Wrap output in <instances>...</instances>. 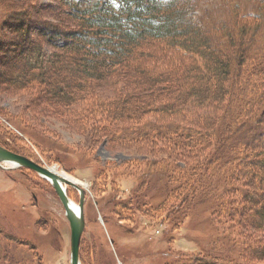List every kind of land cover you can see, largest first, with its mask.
I'll list each match as a JSON object with an SVG mask.
<instances>
[{
  "label": "rangeland",
  "instance_id": "obj_1",
  "mask_svg": "<svg viewBox=\"0 0 264 264\" xmlns=\"http://www.w3.org/2000/svg\"><path fill=\"white\" fill-rule=\"evenodd\" d=\"M193 3L203 14L208 29H242L245 24L253 35L255 45L252 48L254 51L262 50L264 12H259L258 8L264 0H192ZM240 10L247 12V20H239L238 23ZM17 17H21L22 23L30 24L29 35H33L35 43L41 42L47 65H51V70L43 73V67L32 61L35 63V67H31L32 79L23 85L11 80L12 75V78L16 75L18 80L19 74H22L15 68V60L18 66L26 63L19 56L18 59L13 57L15 51L12 45L18 41L20 29L19 24L14 25ZM82 19L86 18L72 15L71 8L63 0H0V142L82 180L80 186L85 187L87 197L84 205L85 229L80 246L81 264H166V261L174 259L169 256L171 251H201L200 245L205 242L202 240L209 230L221 231L223 225H227L223 220L216 219L210 205L199 204L198 198L202 196L196 199L193 196L191 213L187 218L183 215L180 218V212L168 217L173 203L165 194L163 198L154 192L152 194L153 202L160 203L157 216L152 215L154 219L136 213L132 215L131 212V216H127L128 212L118 217L116 210H108L99 200L115 193L134 206L137 204L134 196L142 199L146 195V198L155 188L161 186L162 190L165 189L163 184L170 181L176 182L175 188L170 186V190H179V197L173 196V201L181 200L187 191L178 186L185 178L183 170L187 164L182 161L181 168L179 165L172 166L170 180L158 183H154L152 177L148 181L150 176L145 172L146 164L151 157H157L162 165L169 159L175 161L181 158L187 161V169H191L204 156L198 148L199 141L191 147L180 144V134L184 131L179 125L202 131L207 127V119H212L214 109L219 114L217 117L228 114L230 108L237 115H244L245 108L240 109L234 104L218 107L216 102L214 106L211 103L204 106L201 100L199 103L198 96L193 95L199 90L195 86L211 87L214 79L209 72L213 66L211 62L216 61L212 59L214 54H219L222 59L228 58L240 46L230 43V40L226 45L220 41L209 43L210 57L206 59L209 65L188 70L192 54L188 57L167 39L144 36L138 44L128 46L129 53L125 54L121 63L115 62L107 67L98 63L89 70L86 69V62L92 57L87 51H75L68 45L56 47L52 40L46 41L47 37L41 35L38 29L40 25L67 30L84 29L86 24ZM233 34L238 36L236 30ZM242 39L245 40L246 36ZM39 44L34 45L35 51L39 50ZM51 54H60L62 58L51 63ZM37 56L41 57V53ZM201 62L204 64L205 59ZM66 76H70L68 82L64 81ZM189 86L196 90H191L193 93L190 96ZM69 88L74 94L78 92L82 95L75 101H68L61 93L65 89L69 94ZM160 104L168 105L170 109H153ZM180 104H184L181 109ZM172 105L178 106V111H172ZM165 123L171 127L158 128L161 124L166 126ZM188 131L193 132L191 137L196 136L193 130ZM168 139L170 142L167 143ZM252 147L256 151L264 150V125H261L260 134L249 138L248 147L240 151L241 155L246 153L249 170L255 175L261 161L258 162L256 157L258 152H247ZM215 154L218 152L215 151ZM227 162L221 165L220 171L215 164L210 168L202 164L197 170L202 176L197 175L195 183L202 189L204 184H208L205 189L209 193L214 191L218 183H222L220 175ZM8 166L12 167L10 163ZM140 176L149 182L142 189L145 194L131 191ZM225 186L219 187L225 189ZM68 191L78 204L79 189L68 183ZM119 211L123 212L122 209ZM244 212H252L251 207L248 206ZM132 216H135L134 219L129 218ZM126 223L135 229L134 233L125 232L122 224ZM175 224L180 225L179 228L171 229L170 226ZM0 264H71V228L64 205L47 178L22 166L0 167Z\"/></svg>",
  "mask_w": 264,
  "mask_h": 264
},
{
  "label": "trees",
  "instance_id": "obj_2",
  "mask_svg": "<svg viewBox=\"0 0 264 264\" xmlns=\"http://www.w3.org/2000/svg\"><path fill=\"white\" fill-rule=\"evenodd\" d=\"M63 1L71 8L72 15L79 14L86 18L82 19L84 24H86L84 29H57L52 26L46 27V25H40L38 29L41 35L47 37L48 40L46 41L52 40V44L56 47L68 45L75 51L77 49L87 51L92 57L87 58L86 62V69L89 70L93 69L98 63L103 67L110 66L115 62L121 63L125 54L129 53L128 46L138 44L137 42L144 36V38L153 36L167 39L168 42H172L170 43L178 51L186 53L188 57H190L189 54H192V62L188 70L191 68L198 70V68L209 65L208 60H206L210 57L208 54L210 49L207 48L209 43H218L220 41L222 45H226L229 40L230 43H238L240 47L234 51L233 56L229 55L228 58L223 57L222 59L219 54H214L212 59L216 61L211 62L213 66L210 67L211 71L209 72L214 79L213 83L210 84L211 87L206 88L204 85L195 86L199 90L193 95H197L199 103L201 100V104L204 106H207L208 103L214 106V102H216L218 107L225 108L234 104L240 109L245 108L244 115H237L229 107L230 112L228 114L217 117L219 114L214 109L215 112L211 117L212 119H207L210 122H206L207 127L206 129L202 128V131H197L193 128H183L185 126L179 125L184 131V133L180 134V144H189L191 147L195 146V142L199 141L198 148L201 150V155L204 156L202 160H199L194 166L192 165L191 169H187L189 166L187 161L181 158L175 161L174 159H169L162 165L157 157H151L146 164L145 172L150 176L148 181H151L152 177L154 183L165 179L170 180L169 174L171 175V172H173L172 166L179 165L178 167L181 168L180 162L182 161L188 165H185L183 170V177L185 178L180 181L181 183L178 186L187 191L183 197L181 196V200L173 201V196L179 197V190L177 188L175 191H171L170 186L175 188L176 182L170 181V183L163 184L166 186L165 189L162 190L161 186L157 189L155 188L148 193L146 198H144L146 195L142 199H137L134 196V201L136 200L137 203L134 206L130 205L128 201L120 199L115 193L101 197L99 202L103 207H107L108 210H116L119 214L118 217L120 214L124 215L129 212L127 216H131V213L132 215L136 213V215H146L147 219H154L153 216H157V209L160 208L158 205L160 203H155L156 201L153 202L152 200L154 192V194H158L162 198V195L165 194L168 200L172 201L173 205L171 210L168 211V217H174L175 213L180 212V218L182 215L187 218L191 213L189 210L190 206H192L191 199H193V196H196L195 199L202 196L203 198H198L199 204L210 205L214 215L217 216L216 219L223 220L227 225H223L224 228L221 231L209 230L210 232L202 240L205 242L200 245L201 251L196 253H189L188 251L175 253L171 251L169 256L174 259L166 261V264H262L260 261L264 260V150L256 151L253 147L248 148L249 151L247 152L249 154L250 152H258L256 157L258 162L261 161V166H259L255 175L249 170L250 166L246 159V153L241 155L240 151L248 147L249 138L252 139L254 135L260 134L261 125H264V45L262 50L254 51L252 48L255 45L253 44V35L251 36V29H247L245 24L242 29H208L209 26H207L202 16L203 14L196 9L194 3L192 4V0ZM258 9L259 12L263 13L264 4H261ZM20 18L17 17L14 22V25L19 24L18 27L20 29L18 30V41L12 45L13 51H15L13 57L15 56L17 59L18 56L21 57L26 62V65L19 64L18 66L15 60V68L22 74H19V81L16 80V75L13 78L12 75L11 80L13 79V83L23 85L28 79H32L31 72L33 70L31 67H35V61L43 67V73H46L47 69L51 70V65H47L44 50L40 46L41 42L35 43L32 39L33 35H29L28 25L30 24L28 22L22 23L23 20ZM243 19L247 20V12L245 11L239 13L238 23L239 20L243 21ZM233 30H236L238 39L234 36ZM244 36H246L245 40L242 39ZM35 44H39V50L37 51H35ZM242 44L243 46H241ZM246 45L249 46L246 47ZM28 50L33 51L28 52ZM27 52L29 56H27ZM40 53L41 57L37 56ZM49 56H51L49 58L51 63L54 60L60 61L62 58L60 54H51ZM30 58L33 59L30 60ZM201 59H205L204 64ZM32 61L35 63H32ZM70 76H66L64 81L68 82ZM77 83L80 84V81ZM70 88L68 89L69 94L63 89L62 97L67 98L68 101H75L82 94L78 92L74 94ZM187 89L188 96L196 92L193 87L190 88L189 86ZM176 105H172L171 108H174L172 111H178V106L176 107ZM167 107L169 106L160 104L154 106L153 109L166 111L170 109ZM181 107H184V104H180V109ZM217 119H219V124H217ZM168 124L165 123L166 126L161 124L162 126L158 128L171 127ZM192 127H195V125H192ZM218 127L219 130H217ZM188 130H193L196 136L191 137L194 134ZM168 141L170 142V139L167 140V143ZM213 147L214 150H211ZM207 149L209 150L207 151ZM215 151L218 154H215ZM187 153L191 154V152ZM225 161H228V165L226 168H222L224 172L223 174L221 173V179L219 180L222 183H218L214 191L210 193L207 191L208 189H205L208 184H204V191H202L203 189L195 183L197 175L202 176L197 170L201 168L202 164H206L209 166L208 168L215 164L216 169L220 171L221 165L225 164ZM167 164L170 167H167ZM158 171L159 174L157 173ZM181 176L182 174L180 173V179ZM138 179V184L134 185L131 191L135 193L138 191L137 193L139 194V191H142L147 184L149 185V182L144 179V176H140ZM239 182L241 184H237ZM220 185L225 186V189L219 187ZM140 194H145V192L142 191ZM198 202L195 203L197 204ZM163 206L167 207V205ZM248 206L251 207L252 212L245 213L244 211ZM120 209L123 212H120ZM135 216L129 218L134 219ZM223 217L225 219H222ZM163 219H166V217ZM122 225L123 229L126 230L123 231L127 233L135 232V229L129 226L128 223ZM179 226L175 224L170 226V228L176 230ZM112 239L116 240L115 237H112Z\"/></svg>",
  "mask_w": 264,
  "mask_h": 264
},
{
  "label": "water",
  "instance_id": "obj_3",
  "mask_svg": "<svg viewBox=\"0 0 264 264\" xmlns=\"http://www.w3.org/2000/svg\"><path fill=\"white\" fill-rule=\"evenodd\" d=\"M3 159H12L23 163L37 171L46 174L52 181L53 186L56 188L58 195L61 198V202L64 205L66 216L70 221L71 226V264H81L80 260V246L81 239L85 229V216H84V204L86 201V189L83 186L73 183L80 191V200L77 205L73 203L70 197L66 194V190L63 187V182H67L68 179L55 171L42 167L33 162L26 156H22L16 152L11 151L2 144H0V165Z\"/></svg>",
  "mask_w": 264,
  "mask_h": 264
},
{
  "label": "bare ground",
  "instance_id": "obj_4",
  "mask_svg": "<svg viewBox=\"0 0 264 264\" xmlns=\"http://www.w3.org/2000/svg\"><path fill=\"white\" fill-rule=\"evenodd\" d=\"M93 109V108H92ZM94 110H95V108H94ZM105 110V109H104ZM93 113V112H92ZM96 113V112H95ZM101 114V113H100ZM95 116V115H94ZM103 117V116H102ZM107 117H110V116H107ZM95 119V118H94ZM102 120V119H101ZM94 123V122H93ZM92 123V124H93ZM86 124V123H85ZM95 126V125H94ZM98 126V125H97ZM96 127V126H95ZM102 127V126H101ZM20 154V153H19ZM33 162H35L34 160H32ZM2 164L0 165V167H5V168H12V167H18V166H22V167H24V166H27V165H24L23 163H19L18 161H14V160H12V159H3L2 160V162H1ZM8 163H10V165H12V167H10V166H8ZM7 165V166H6ZM49 168H51V170H53V171H55L56 173H58V174H60V175H62L63 177H65L66 179H68V181L67 182H63V187H64V189L66 190L65 192H66V194L70 197V195H69V191H68V183L69 184H72L73 185V183H78V185H80V184H83V182H82V180L81 179H79L78 177H76V176H74V175H72V174H70L69 172H67V171H65V170H60L59 169V167H57V166H55V165H53V166H50ZM42 177H46V175L44 174V173H42V172H38ZM47 178V177H46ZM48 179V178H47ZM49 181H50V179H48ZM85 185V184H84ZM74 186V185H73ZM76 187V186H75ZM55 190H56V188H55ZM56 192H57V190H56ZM58 193V192H57ZM60 197V196H59ZM61 199V198H60ZM70 199L73 201V203L75 204V205H77V202L76 201H74L71 197H70Z\"/></svg>",
  "mask_w": 264,
  "mask_h": 264
},
{
  "label": "flooded vegetation",
  "instance_id": "obj_5",
  "mask_svg": "<svg viewBox=\"0 0 264 264\" xmlns=\"http://www.w3.org/2000/svg\"><path fill=\"white\" fill-rule=\"evenodd\" d=\"M6 146H7V144H5ZM8 147V146H7ZM20 154H22V155H24V156H26L25 154H23V153H20ZM26 157H28V156H26ZM28 158H30V157H28ZM31 160H34V159H32V158H30ZM36 163H38L39 165H43L40 161H36V160H34ZM24 168H29V170H31L32 168L31 167H29V166H24ZM7 169V168H6ZM32 171H36V170H34V169H32ZM37 172V171H36Z\"/></svg>",
  "mask_w": 264,
  "mask_h": 264
}]
</instances>
